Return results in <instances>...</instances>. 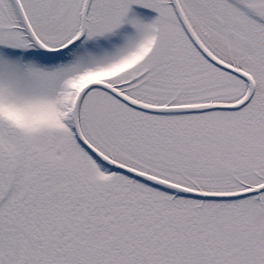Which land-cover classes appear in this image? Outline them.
<instances>
[{
	"label": "snow or ice",
	"instance_id": "snow-or-ice-1",
	"mask_svg": "<svg viewBox=\"0 0 264 264\" xmlns=\"http://www.w3.org/2000/svg\"><path fill=\"white\" fill-rule=\"evenodd\" d=\"M0 264H264V0H0Z\"/></svg>",
	"mask_w": 264,
	"mask_h": 264
}]
</instances>
